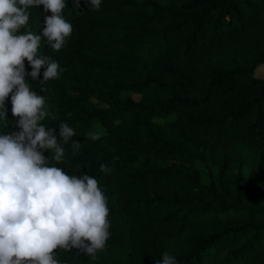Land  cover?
I'll list each match as a JSON object with an SVG mask.
<instances>
[{
	"label": "trees",
	"instance_id": "1",
	"mask_svg": "<svg viewBox=\"0 0 264 264\" xmlns=\"http://www.w3.org/2000/svg\"><path fill=\"white\" fill-rule=\"evenodd\" d=\"M28 11L21 32H38V55L64 69L25 77L51 113L41 123L58 140L67 123L80 143L73 152L69 140L56 166L98 180L111 225L96 257L73 248L55 258L264 264V0H102L99 10L66 0L73 32L58 52L42 35L50 10ZM11 107L10 94L0 134L19 131Z\"/></svg>",
	"mask_w": 264,
	"mask_h": 264
},
{
	"label": "clouds",
	"instance_id": "2",
	"mask_svg": "<svg viewBox=\"0 0 264 264\" xmlns=\"http://www.w3.org/2000/svg\"><path fill=\"white\" fill-rule=\"evenodd\" d=\"M72 3L80 8V0ZM89 3L99 10L102 0ZM40 5L51 12L44 17L42 35L58 52L73 32L62 15L66 0H0V120L7 119L11 94V112L19 128L0 134V264H61L54 255L57 249L76 248L94 258L105 250L111 235L108 201L98 180L88 174L69 175L56 166L63 162L69 140L73 152L80 147L71 139L77 135L74 128L61 122L58 140L55 129L41 123L51 116L45 97L25 79L27 75L36 81L42 67L41 81L58 79L64 71L51 57L38 55L40 34L21 32L29 24L28 10ZM103 135V130L86 133L93 141ZM100 169L110 171L105 164ZM155 264L178 261L164 252Z\"/></svg>",
	"mask_w": 264,
	"mask_h": 264
},
{
	"label": "rangeland",
	"instance_id": "3",
	"mask_svg": "<svg viewBox=\"0 0 264 264\" xmlns=\"http://www.w3.org/2000/svg\"><path fill=\"white\" fill-rule=\"evenodd\" d=\"M35 34H39V33L35 32ZM41 45H42V41H41ZM258 76L264 77V66H262V68L259 70Z\"/></svg>",
	"mask_w": 264,
	"mask_h": 264
}]
</instances>
